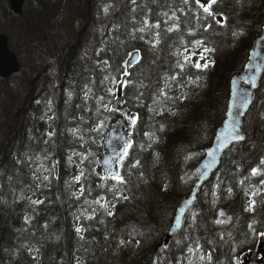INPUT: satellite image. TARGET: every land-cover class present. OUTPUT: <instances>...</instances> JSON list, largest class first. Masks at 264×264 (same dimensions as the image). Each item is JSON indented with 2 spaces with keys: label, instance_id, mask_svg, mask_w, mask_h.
Here are the masks:
<instances>
[{
  "label": "trees",
  "instance_id": "1",
  "mask_svg": "<svg viewBox=\"0 0 264 264\" xmlns=\"http://www.w3.org/2000/svg\"><path fill=\"white\" fill-rule=\"evenodd\" d=\"M50 1L27 0L26 8L18 15L9 0H0L3 3L0 19L17 21L24 13L32 12L31 16L37 19L36 28L47 21L52 31L62 19H72L71 29L66 30L70 35L64 33L63 47L57 58L51 60L59 64L47 69L44 81L38 82L41 79L35 78L36 91L31 89L27 93L23 102L27 103L26 108L21 105L16 109L10 136L1 132V143L5 139L10 142L0 161V264H153L157 258L158 264H187L185 245L194 246L197 239L203 249L212 253L210 264H233V257L241 258L255 249L264 238L253 236L247 225L256 219L257 227H264V189L262 195L255 197L254 213L244 210L249 201L245 189L260 187L259 181L264 179V176H250L251 169L264 157V120L258 115L264 108L261 104L264 81L244 123L248 139L226 153L220 172L203 187L185 228L168 246L157 247L181 199L192 191L197 179L195 167L226 116L230 80L243 69L254 38L261 32L264 0H247L243 8L236 6L234 0H223L214 8L229 16V26L216 27L211 33L198 30L195 36L187 31L196 23L191 13L182 15L177 11L181 30L165 31L163 21L167 18L160 13L171 14L176 8L187 11L188 6L181 0H136L135 5L132 0H54L55 4ZM105 6L109 7L108 13L103 10ZM191 8L193 13L197 11L194 2ZM144 18L153 24L160 20V29L136 32L133 39L130 33L142 26ZM3 30L0 28V32ZM232 30L243 31L244 35L234 38ZM37 31L39 34L40 29ZM156 31L161 34L160 43L153 48L150 42H154ZM196 39H206L208 46L216 49L210 56L215 64L200 73L202 86L180 88L173 84L171 96L178 97L182 91L188 93L187 99L167 102L166 107L175 115L167 110L163 115L150 112L153 96L164 87V77L179 71L175 67L177 59H183L184 47L191 50L190 42ZM40 43L29 41L27 48L33 44L36 48L35 56L30 55L32 61L40 59L42 50L35 45ZM69 45L74 49L69 50ZM135 49H139L142 59L129 69L134 85L123 97L131 112L140 116L132 135L134 146L129 161L139 159L141 166L127 177L129 161L125 162L122 174L129 179L125 194L130 199L117 203L114 192L109 191L114 182L101 179L104 174L100 158L104 153L103 140L120 114L105 112L102 108L97 111L100 107L97 97L104 96L105 102L110 99L101 83L107 73L101 71L102 64L98 62L108 59L114 70L127 59L126 53ZM189 72L196 73V70L190 68ZM113 74L116 73L113 71ZM140 81L144 84L140 89L144 96L137 101L135 84ZM86 84L92 88L87 99ZM141 103L143 106H138ZM21 110L25 114L24 123L22 114H18ZM49 116L54 119L49 120ZM98 120L105 121L99 133L91 130ZM161 124L163 131L159 130ZM72 129L77 132L73 134ZM50 131L55 132L51 139L46 135ZM145 133H155L156 142ZM140 145H144L143 150ZM81 171L84 175L77 182L74 177ZM140 171L147 183L138 179ZM43 175H49L50 179L41 183ZM241 180L243 185L239 183ZM164 185H167L166 191ZM228 188H232L231 195ZM101 197L105 199L95 203ZM31 200L43 203L33 205ZM105 201L116 203L114 216L109 217L101 207ZM220 211L226 215L219 217ZM227 217L232 219L226 224L215 223L216 219ZM77 227L84 229V240L76 233ZM133 228L144 233L143 237H136L141 239L140 247L129 236ZM122 238L132 239V243L118 249ZM177 240L181 241L180 245L176 244ZM24 245L33 252L29 254ZM36 248L40 249L38 253Z\"/></svg>",
  "mask_w": 264,
  "mask_h": 264
},
{
  "label": "snow or ice",
  "instance_id": "2",
  "mask_svg": "<svg viewBox=\"0 0 264 264\" xmlns=\"http://www.w3.org/2000/svg\"><path fill=\"white\" fill-rule=\"evenodd\" d=\"M194 2L197 11L195 13L192 12L191 3ZM223 0H181V3L187 7V11H185V8H176L171 10V14L169 12H162L160 13L161 16L166 17L163 21V23L166 25L165 31L167 33H173V32H179L181 30V21L180 17L177 16V11H179L182 15H187L188 13H191L195 18V26L188 28L187 31L189 35L195 36L197 34L198 30H202L204 33H211L215 31L216 27H219L220 29H223L225 27H228L229 24V16L224 11H216L214 6L219 5L222 3ZM247 0H234V3L239 8H243ZM132 3L135 5L136 0H132ZM105 13H108L109 7L105 6L103 9ZM135 11V9H133ZM171 21V23H169ZM161 27V21L157 20L154 24L150 23L148 18H144L142 21V26L135 29L130 35L133 39L136 38L135 33H145L147 31H150L152 29H160ZM160 32L156 31L154 33V42L152 43V47L155 48L156 45L160 43ZM231 35L234 38H240L244 35L243 31H237L232 30ZM143 39V36L140 37ZM193 44V48L190 50L187 46L184 47V53L183 59H177L175 67L179 69L178 72H175L173 75H166L164 77V87L160 88L158 90V94L153 96V106L149 107V111L155 113L156 115H163V112L165 110L169 111L171 115H175L174 112H171V109L167 108V102L172 101L173 103L177 99H187L188 93L181 92L178 97H173L169 94V91L172 88L173 84H178L180 88H188L191 86L192 88H200L201 81L203 77L200 75V73L206 71L209 67L213 66L215 64V61L210 59V56L213 52L216 51L215 48L209 47L206 39H196L194 42H190ZM103 51V50H101ZM99 55V53H97ZM199 59L193 60L192 57L197 56ZM127 59L122 60L121 64L118 65L114 70L112 69L111 64L109 63L108 59L103 60L102 62H98L99 64H102L101 71H105L107 74L103 77V80L101 81L102 84L105 85L106 92L108 97L110 99L105 102L104 96L97 97V104L100 105V107L97 109V111H100L101 108L105 112H116L119 111L118 108L114 106V104H120L122 97L126 94L127 90L134 85V82L130 79L132 73L129 70L130 68L134 67L137 64H140L142 57L140 56L139 49H135L132 52L126 53ZM203 61V63H201ZM194 68L196 70V73H190L189 69ZM113 71L116 74H113ZM187 75V79L184 80L183 77ZM85 89V99L88 98L89 94L92 92V88L89 87L87 84L84 86ZM144 87L143 81H140L138 84H135V90L137 94L135 95V99L137 101H141V98L144 96V92L140 91L141 88ZM251 87L256 88L257 84L255 82V78L252 79ZM69 97H71L72 93H68ZM124 103H127L125 100ZM253 103V100L251 98V95L248 93L244 94V99L241 101V104L239 105L240 108H243L245 111H247L250 104ZM51 104V101H49V105ZM261 104H264V100L261 101ZM138 106H143L142 103ZM245 111H238L236 113L229 112V118H230V124L229 126L232 129V139L234 141H244L245 135L241 131V124L239 117L245 115ZM123 118L130 122V125L132 127H135L138 123L140 116L138 113H122ZM258 115L261 120H264V108H261L258 112ZM49 120L54 119V117L49 116ZM105 127V121L104 120H98L93 126L92 131L99 133L103 128ZM160 131L164 130V125L161 124ZM73 134L77 132V129L71 130ZM49 139H51L54 135V131H50L46 134ZM146 136H149V138L152 140V142H156L155 140V133H145ZM82 139V137H81ZM112 139L120 142V150L117 151L116 147L113 146L112 152L113 155L109 156L107 159L103 160V164L107 167V172L104 176L101 177V179L107 181L111 180L113 181L112 187L109 189V191L114 192L113 199L119 203L122 201H128L130 199L129 195L125 194V191L127 190V185L129 183V179L126 178V175L122 174V171L125 168V162L129 161L130 151L134 146V141L130 138H126L124 135H117L114 136ZM47 140L45 143L47 144ZM111 140H109V144H111ZM225 147L227 145H224ZM148 147H151V144L148 145ZM140 148L143 150L144 145H140ZM209 155H212V153H209ZM69 160H71V157H69ZM114 166V167H113ZM141 166V162L139 159H136L134 162L129 161L127 165V177L132 176V170L133 169H139ZM43 167V165H41ZM52 167L54 168L55 165L53 164ZM45 171H51L48 168L44 169ZM84 175L83 171H81L80 175H77L74 177L75 181L79 182ZM251 177H257V176H264V157H262L259 160V164L257 167H253L251 169L250 173ZM36 179L40 180L41 178L39 176H35ZM50 179L49 175H43L41 183L43 181H48ZM138 179L143 180L144 183H147V180L144 179V173L142 171L139 172ZM245 179H250V177H245ZM241 185L244 184V180H241L239 182ZM260 187H253L250 191L248 189H245V195L249 197V201L247 204V207L244 209L246 212L254 213L256 211V204L257 201L255 199L256 196L262 195V189H264V179H261L259 181ZM219 187V185L217 186ZM164 190H167V185H164ZM84 189L81 188V194H83ZM229 195L232 194V188H228ZM215 195V194H214ZM104 197H101L100 200L95 201V203L100 204L101 200H104ZM31 203L33 205L41 204L43 201L41 200H31ZM187 203H191V201H187ZM216 201L213 200V204H215ZM101 207L105 209L106 214L111 217L114 216V211L116 207V203H110L105 201V203L101 204ZM95 212V209L93 210ZM180 212L183 213L184 209L181 208ZM226 214L223 211H220L218 213L219 217H224ZM90 219L92 217H89ZM79 219V217H78ZM232 218L227 217V219H216L215 223L218 225H224L228 221H230ZM193 220H195V216L193 217ZM25 223H28V219L25 218ZM181 223L180 218L177 217L175 219V224L179 226ZM258 221L256 219H253L251 223L247 225V228L249 232L259 238H264V227L258 228ZM47 227V225H45ZM76 233L80 235V239L84 240V236L82 235L84 229L81 227H77L75 229ZM129 236H131L133 239H135V245L136 247L141 246V239H136L137 236L143 237V232H138L135 228L132 229V231L129 233ZM229 236H231V233H229ZM107 239V237H106ZM223 239V237H221ZM132 243V239H120L119 243L117 245V248L127 247L129 244ZM177 245L181 244L180 240L176 241ZM24 247L27 248V251L29 254L33 252V249L29 247L28 245H24ZM188 255L185 257L187 264H205V262L212 261V253L209 251H206L203 249L202 245L199 243V239H197L194 242V246L192 244L185 245ZM164 249H162L163 251ZM19 251V250H18ZM40 249L36 248L35 252H39ZM235 251V250H233ZM34 260L36 259V256L32 257ZM79 261V258H77ZM159 258L157 260L153 261V264H158ZM233 264H242V260L239 257V255L233 257Z\"/></svg>",
  "mask_w": 264,
  "mask_h": 264
},
{
  "label": "water",
  "instance_id": "3",
  "mask_svg": "<svg viewBox=\"0 0 264 264\" xmlns=\"http://www.w3.org/2000/svg\"><path fill=\"white\" fill-rule=\"evenodd\" d=\"M25 2L26 0H9L12 10L18 15L23 13ZM9 42L10 36L5 32H0V77L9 76L11 72H18L22 67L18 55L12 50ZM253 78H255V82L257 84L256 88L251 87ZM263 80L264 18L261 32L254 38L252 46L249 50L247 62L245 63L243 69L240 72L235 73L230 80V97L226 117L217 127L211 144L205 148L204 156L195 167L198 179L195 182L193 190L188 196L184 197L178 205L173 221L167 233L159 242L157 248L168 245L173 237L184 228L187 221V215L191 208L195 205L202 187L220 170L225 153L232 149L235 145L243 143L248 139V134L244 129L245 118L256 100L258 90L262 86ZM245 93L250 94L253 100V103L249 105L247 111L239 107L241 101L244 99ZM114 106L119 109L121 114L131 113L129 108L125 105L123 97L121 103L114 104ZM238 111H245V115L239 117L241 131L245 135V140L239 142L232 139L233 133L231 127L229 126L230 118L228 115L229 112L236 113ZM133 131L134 127L130 125V122L121 117L108 132L106 138L104 139L105 152L101 157V165L104 175L107 172V167L103 164V160L113 155V146L116 147L117 151H119L121 147L120 142L112 138L117 135H124L126 138L132 139L131 134ZM109 140L112 141L111 144H109ZM224 145L227 146L225 147ZM209 153H212V155H209ZM187 201H191V203L189 204ZM181 208L184 209L183 213L180 212ZM177 217H179L181 221L179 226L175 224V219ZM242 261L243 264H264V240L259 243L256 250L242 255Z\"/></svg>",
  "mask_w": 264,
  "mask_h": 264
},
{
  "label": "rangeland",
  "instance_id": "4",
  "mask_svg": "<svg viewBox=\"0 0 264 264\" xmlns=\"http://www.w3.org/2000/svg\"><path fill=\"white\" fill-rule=\"evenodd\" d=\"M49 3L55 4V1L51 0ZM0 5H3V3H0ZM62 6H64V2H62ZM25 8L26 4L24 6V9ZM31 15L32 12L27 14L24 13L17 21L12 18H9V20L7 18L0 19V28H3V32L6 34H11V48L18 55L22 65L18 72H11L9 76L0 78V161L3 160V156L6 154L5 150L10 142L5 139V141L1 143V132H6V134L10 136V126L15 125L14 114L16 109L21 108V105L26 108L27 103L23 102L27 93L31 91V89L36 91V88H34L36 82L35 78L38 77V79H41L38 82L44 81L47 69L53 65L59 64L51 60L57 58L59 49L63 47V42H61L64 39L63 35L65 32L69 34L70 32L68 33L66 30H68V28L71 29L72 19H68L69 17H67V20L62 19L61 24L52 31L47 21L36 28L37 19ZM37 29H40L39 34ZM46 34L47 37L45 38ZM71 34L77 37V35H75L77 33L73 32ZM51 38L53 39L50 40ZM29 41L34 43L38 41L41 42L40 44H35L42 50L39 61H37L36 58L32 61V56L30 55L35 56L33 50L36 48L34 44L30 48H27ZM68 47L69 50L74 49L70 45ZM24 51L25 55H22ZM19 112L20 113H17L22 114L24 123L25 114L23 110ZM18 120L20 121V118H18Z\"/></svg>",
  "mask_w": 264,
  "mask_h": 264
},
{
  "label": "flooded vegetation",
  "instance_id": "5",
  "mask_svg": "<svg viewBox=\"0 0 264 264\" xmlns=\"http://www.w3.org/2000/svg\"><path fill=\"white\" fill-rule=\"evenodd\" d=\"M9 45H10V42H9ZM10 47H11V45H10Z\"/></svg>",
  "mask_w": 264,
  "mask_h": 264
},
{
  "label": "bare ground",
  "instance_id": "6",
  "mask_svg": "<svg viewBox=\"0 0 264 264\" xmlns=\"http://www.w3.org/2000/svg\"><path fill=\"white\" fill-rule=\"evenodd\" d=\"M25 4H26V2H25ZM25 6V5H24Z\"/></svg>",
  "mask_w": 264,
  "mask_h": 264
}]
</instances>
